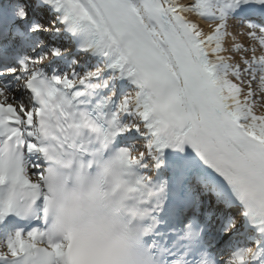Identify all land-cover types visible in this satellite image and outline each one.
Returning <instances> with one entry per match:
<instances>
[{
    "label": "snow or ice",
    "instance_id": "6c2138e0",
    "mask_svg": "<svg viewBox=\"0 0 264 264\" xmlns=\"http://www.w3.org/2000/svg\"><path fill=\"white\" fill-rule=\"evenodd\" d=\"M0 264H264V0H0Z\"/></svg>",
    "mask_w": 264,
    "mask_h": 264
},
{
    "label": "rangeland",
    "instance_id": "374dc122",
    "mask_svg": "<svg viewBox=\"0 0 264 264\" xmlns=\"http://www.w3.org/2000/svg\"><path fill=\"white\" fill-rule=\"evenodd\" d=\"M241 39H244V38H241Z\"/></svg>",
    "mask_w": 264,
    "mask_h": 264
}]
</instances>
